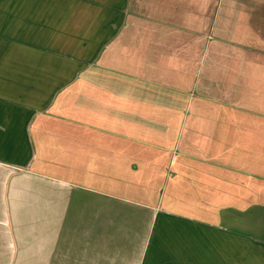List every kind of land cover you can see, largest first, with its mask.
Masks as SVG:
<instances>
[{"label":"crops","instance_id":"1","mask_svg":"<svg viewBox=\"0 0 264 264\" xmlns=\"http://www.w3.org/2000/svg\"><path fill=\"white\" fill-rule=\"evenodd\" d=\"M0 264H264V0H0Z\"/></svg>","mask_w":264,"mask_h":264},{"label":"rangeland","instance_id":"2","mask_svg":"<svg viewBox=\"0 0 264 264\" xmlns=\"http://www.w3.org/2000/svg\"><path fill=\"white\" fill-rule=\"evenodd\" d=\"M0 260H2V256H0Z\"/></svg>","mask_w":264,"mask_h":264}]
</instances>
